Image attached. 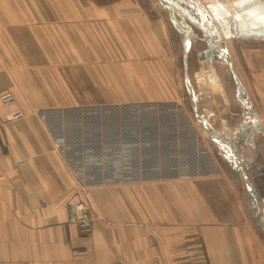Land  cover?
Listing matches in <instances>:
<instances>
[{"label":"crops","instance_id":"1","mask_svg":"<svg viewBox=\"0 0 264 264\" xmlns=\"http://www.w3.org/2000/svg\"><path fill=\"white\" fill-rule=\"evenodd\" d=\"M167 1L0 0V264H264V0Z\"/></svg>","mask_w":264,"mask_h":264},{"label":"rangeland","instance_id":"2","mask_svg":"<svg viewBox=\"0 0 264 264\" xmlns=\"http://www.w3.org/2000/svg\"><path fill=\"white\" fill-rule=\"evenodd\" d=\"M82 76H83V74L81 73L80 74V78H82ZM107 79H108L109 82L110 81H114L115 77H114V74L111 71H109L107 73ZM90 90H91V92L95 91L94 89H90ZM85 107H90L92 109L93 113L99 112V111H104L105 110L104 108H106V107H107V111L111 112V113H116V111H118V113H134V112H137V113H140V114L141 113H150L151 115L149 116V118H147V119H150V122H147V120H144V119L142 120V118L136 121L138 123V125H139V128H137V129L143 130L142 129L143 128L142 125L150 123L151 129H153V131H155L154 133H155L156 140H157L156 143H158L159 145L162 143L161 141L164 138L166 125L168 124V126H169V121H167V118H165V117H167V115H165V113L168 112V109H166L165 106H163V105L160 106L159 104L153 105L152 103H148V102H145V101H137V103H132V104L131 103H120V104H115V103H111L110 104L109 103L107 105H105V104L86 105ZM32 112H35V113L38 112L37 113L38 115L42 113L41 110L37 111L35 109H32ZM41 116H42V114H41ZM130 117H131L130 115L126 116L124 127L128 126V124L130 122ZM86 119H88V116L84 118L83 125H84ZM196 121L197 120H194L195 123H196ZM175 122L178 125V127H180V120H176ZM91 123L92 122L89 121V119H88V124H85L84 127H86V128L90 127ZM112 123L114 124V121H112ZM113 127L116 128L115 125H113ZM201 132L204 133V135H207L206 139H210L209 138V134L204 129L203 130L201 129ZM84 137L86 138L85 135H84ZM84 137H83V139H84ZM159 147L161 148V146H159ZM71 173L76 176V179H75L76 180V185L79 188V192L81 194L80 200L81 201L82 200L88 201L89 203L91 201V205L89 206L88 211L90 212V215L93 218V229H94V222L97 219L98 220L103 219V216L101 215V213L97 209L96 203L93 200V197L91 196V194L89 192V185L87 184V182L83 179V177H79L81 175H79L78 172L74 171L72 168H71ZM81 186H84L83 188H85V190L82 189ZM246 186L248 187V185H246ZM252 186L254 187L253 184H252ZM254 190H255V188H254ZM79 201H77V202H79ZM140 224L145 226V227L147 225L146 222H142ZM92 231L90 233H88V234H91Z\"/></svg>","mask_w":264,"mask_h":264},{"label":"built area","instance_id":"3","mask_svg":"<svg viewBox=\"0 0 264 264\" xmlns=\"http://www.w3.org/2000/svg\"><path fill=\"white\" fill-rule=\"evenodd\" d=\"M1 100L4 105L15 107L17 104L16 96L11 91H4L1 94ZM25 116V113L18 108H14L9 118L11 120H17ZM43 117L45 115H42ZM56 147L61 155H65L67 153V141L63 135L56 136L55 139ZM82 189L84 186H81ZM91 205L88 201L80 200L69 207V220L73 223H76L79 230L83 234H88L93 230V218L88 211L89 206Z\"/></svg>","mask_w":264,"mask_h":264},{"label":"water","instance_id":"4","mask_svg":"<svg viewBox=\"0 0 264 264\" xmlns=\"http://www.w3.org/2000/svg\"><path fill=\"white\" fill-rule=\"evenodd\" d=\"M162 1H163L166 5H168L169 7H171V6H170V3H169L167 0H162ZM237 167H239L238 164H237ZM239 169H240V168H239ZM240 170H241V169H240ZM241 173H242V175H243L245 181L247 182V185H248V187H249V190L251 191V194H252L253 201H254L255 205H256L257 207H259V202H258L257 194L255 193L254 187L252 186V184H251V182L249 181L248 177L246 176V174H245L242 170H241Z\"/></svg>","mask_w":264,"mask_h":264}]
</instances>
